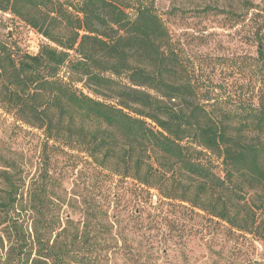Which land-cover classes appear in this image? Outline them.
I'll return each instance as SVG.
<instances>
[{
	"label": "trees",
	"instance_id": "1",
	"mask_svg": "<svg viewBox=\"0 0 264 264\" xmlns=\"http://www.w3.org/2000/svg\"><path fill=\"white\" fill-rule=\"evenodd\" d=\"M164 13L155 0H0V29L7 14L43 39L28 52L0 31V116L39 132L43 166L29 177L0 142L2 264H98L111 245L94 207L76 222L61 215L47 148L83 152L264 245V95L245 102L198 84Z\"/></svg>",
	"mask_w": 264,
	"mask_h": 264
},
{
	"label": "rangeland",
	"instance_id": "2",
	"mask_svg": "<svg viewBox=\"0 0 264 264\" xmlns=\"http://www.w3.org/2000/svg\"><path fill=\"white\" fill-rule=\"evenodd\" d=\"M155 3L166 12L171 40L183 59L192 65L190 71L198 84L210 85L222 97L228 95L245 102L255 103L259 95H264V78L251 59L257 56L254 36L263 18L264 0H155ZM206 6L224 12L195 15L193 9ZM226 12L239 17L231 18ZM2 20L7 26L0 29L2 34L7 32L23 50L37 51L43 41L40 35L9 20L7 14H2ZM256 34L263 36L264 29ZM40 139L37 130L14 122L10 116H0L1 146L19 152L29 177L37 176L43 167L38 157ZM46 152L47 179H53L55 184L52 194L64 200L61 215L76 222L85 212L96 209L100 224L109 228L102 237L111 245L100 252L98 264L264 262V245L250 234L230 230L226 223L185 202L162 197L130 177L111 174L83 152L68 148L63 151L47 148ZM4 257V251L0 250V260Z\"/></svg>",
	"mask_w": 264,
	"mask_h": 264
}]
</instances>
